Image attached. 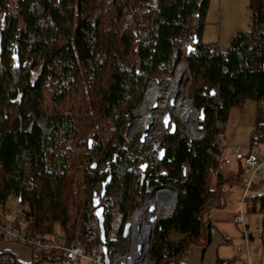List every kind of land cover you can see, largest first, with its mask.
I'll use <instances>...</instances> for the list:
<instances>
[{"label":"trees","instance_id":"16d2710c","mask_svg":"<svg viewBox=\"0 0 264 264\" xmlns=\"http://www.w3.org/2000/svg\"><path fill=\"white\" fill-rule=\"evenodd\" d=\"M140 1L155 7L139 15ZM9 2L0 0V196L28 205L25 228L70 239L85 219L90 187L108 175L106 193L127 217L137 179L126 168L147 161L137 138L124 140L127 119L144 81L183 60L204 137L188 144L177 131L168 133L164 159L148 162L147 175L163 169L160 180L177 191L172 216L156 226L150 264H181L194 247L207 246L211 215L224 209L226 186L242 176L239 159L235 171L220 170L223 149L214 137L231 108L264 98V0H250L249 31L236 33L225 49L202 40L209 0H18L13 15ZM186 40L193 50L183 55ZM250 140L264 145L259 118ZM85 163L95 164L91 174L78 167ZM258 202L263 211L264 191L249 196L247 212H260ZM259 227L264 247V218ZM80 229L82 235L84 224ZM0 264L36 263L3 251Z\"/></svg>","mask_w":264,"mask_h":264},{"label":"built area","instance_id":"2783aa9c","mask_svg":"<svg viewBox=\"0 0 264 264\" xmlns=\"http://www.w3.org/2000/svg\"><path fill=\"white\" fill-rule=\"evenodd\" d=\"M18 0H10L7 5L9 14H14ZM155 4L141 1L135 12L143 14L154 8ZM16 44L9 42L11 49ZM192 46V40H186L182 44V54L187 53V47ZM183 74L178 79L176 74L179 68ZM177 79V80H176ZM155 84V86H154ZM191 84L190 72L185 61L181 60L166 77L159 79H146L141 91V97L137 107L127 119L123 133L125 142L129 143L134 138L138 141L144 135L140 143L147 149L146 162L137 165H129L126 172L136 175V184L131 193L133 209L125 218L113 205L112 197L106 192L101 195L102 183L97 182L89 189L85 219H79L77 228L70 239L64 234L42 236L30 232L25 228L24 216L29 210L26 203H21L14 196L2 198L0 196V239L11 242L30 253V261L36 264H150V249L154 239V232L158 222L172 216L176 202V189L160 180L164 170L159 169L154 175H147L148 162L160 161V151L164 149L163 140L169 133L170 124H175V131L189 144L204 137L203 129L199 128V111L193 106L188 89ZM150 86L160 92L159 98L151 96ZM174 102L169 105L170 99ZM156 105V108L153 106ZM261 113L260 121H264V98L259 101ZM168 114L170 122L167 127L163 123L164 116ZM216 128L220 123L216 122ZM223 133H217L214 144L223 149V157L220 166H228L232 161L224 156ZM242 163V193L237 204V210L233 216V223L240 228L242 246L235 251L241 253L244 250L248 264L251 263L250 243L256 238V233L249 231V222L245 220L249 194H261L264 191V152L260 144L251 141L243 147H232L229 150ZM131 163L135 155H129ZM145 167L142 168V165ZM83 173H92L89 163L79 165ZM187 168H184V172ZM258 188L255 189L254 187ZM98 199V208L102 209L105 230V241H100V228L95 215L96 207L92 200ZM256 207L261 209L260 203ZM262 219L264 218L263 211ZM248 213V212H247ZM262 221L257 225L260 226ZM128 223L126 234H123L124 224ZM81 224H84L81 235ZM105 248V251H104ZM106 258V262H105ZM29 261V262H30Z\"/></svg>","mask_w":264,"mask_h":264},{"label":"rangeland","instance_id":"374dc122","mask_svg":"<svg viewBox=\"0 0 264 264\" xmlns=\"http://www.w3.org/2000/svg\"><path fill=\"white\" fill-rule=\"evenodd\" d=\"M140 4L141 1L136 7L140 6ZM251 17L252 9L250 8V0H209L205 17V27L202 34L203 39L209 42L213 41L218 44L219 48L225 49L236 33L249 31ZM167 75L168 73L161 75L159 78L166 77ZM257 118H261V113L259 103L257 104L255 101L246 100L241 107L231 108L228 119L224 124L223 146L225 148L224 156L226 155L232 161V164L220 168L223 174L226 175L237 169L236 157L229 150L232 147H243L250 142V135L255 127ZM260 149L264 152V145H260ZM242 183L243 177L241 176L240 182H233L232 186H226L224 190L225 207L220 212H222L221 214L223 216H227L226 219H229L237 210V204L242 193ZM249 196H253V194H249ZM214 214L216 212L211 215L213 219H215ZM245 220L250 223L247 226L249 231L256 233V238L250 246L252 254L250 261L252 264H264V247L260 241V227L257 226L259 224H256L262 221V214L261 212L253 214L246 212ZM238 230L240 231L239 227ZM176 238L174 235L170 237L172 241ZM9 244L13 243L0 239V251L3 249H11L9 248ZM13 246L18 248L17 251H13L14 257L16 256V259H20L23 263H28L30 261V253L15 244ZM241 246L242 236L240 232V242L234 248ZM254 249H256L255 253L253 252ZM241 253L242 255H239L240 259H238L239 261L236 264H248L244 253ZM81 264L86 263L82 262Z\"/></svg>","mask_w":264,"mask_h":264},{"label":"crops","instance_id":"0c3cea01","mask_svg":"<svg viewBox=\"0 0 264 264\" xmlns=\"http://www.w3.org/2000/svg\"><path fill=\"white\" fill-rule=\"evenodd\" d=\"M202 40L204 42H209L208 40H204L203 36ZM221 213L220 211H216V214H214L215 219H213L214 223L210 230L209 244L205 247H194L183 256L181 264H216L217 258L228 260L236 257L240 259L239 255H242V253H237L235 251L236 247L234 248V246L240 242V231L238 230V226L233 223V216L235 213H233L229 219H226L227 216H223ZM252 242L250 246L253 244ZM13 245L14 244H9V248L12 250L3 249L0 253L6 251L14 256L13 251H17L18 248ZM242 252L244 253V250ZM253 252L255 253L256 249H254ZM238 259L234 264L239 261Z\"/></svg>","mask_w":264,"mask_h":264},{"label":"water","instance_id":"95a60500","mask_svg":"<svg viewBox=\"0 0 264 264\" xmlns=\"http://www.w3.org/2000/svg\"><path fill=\"white\" fill-rule=\"evenodd\" d=\"M4 21V19H3ZM193 43H196V41L194 40ZM193 50V46H188L187 47V53L192 51ZM2 52V48H1V39H0V54ZM12 58L15 62V65L18 64V57H17V53H13L12 54ZM174 102V97H172L169 101V105H172ZM154 108H156V105L153 106ZM199 114H200V117H199V120L202 121L203 120V112L200 110L199 111ZM170 122V117L168 114H166L164 116V119H163V123L165 125V127L168 126ZM199 128L201 129V127L199 126ZM175 133V124L174 123H171L170 124V129H169V134H174ZM143 139H144V135H142L139 139V142L142 143L143 142ZM90 144V141L88 142ZM164 156H165V150L164 149H161L160 151V156H159V160H163L164 159ZM95 167V164H92L91 165V168H94ZM145 167V164L142 165V168ZM111 180V175H108L107 178L105 179V181L102 183V189H101V195H103L105 192H106V188L108 187V184ZM92 203H93V207H96L95 209V215L97 217V220H98V225H99V228H100V233H101V236H100V241L102 243H104L105 241V230H104V224H103V218H102V209L101 208H98L97 205H98V199L97 197H94L93 200H92ZM128 223L124 224V231H123V234L125 235L126 234V231L128 229ZM104 251H105V248H104ZM106 258H105V262H106Z\"/></svg>","mask_w":264,"mask_h":264},{"label":"bare ground","instance_id":"6f19581e","mask_svg":"<svg viewBox=\"0 0 264 264\" xmlns=\"http://www.w3.org/2000/svg\"><path fill=\"white\" fill-rule=\"evenodd\" d=\"M182 74H183V69L180 67L178 69L177 74H176V78L178 79L180 76H182ZM154 86H155V84H154ZM154 86H150V90L152 91L151 96L154 97V98H159L161 94H160V92L157 89L154 90Z\"/></svg>","mask_w":264,"mask_h":264}]
</instances>
